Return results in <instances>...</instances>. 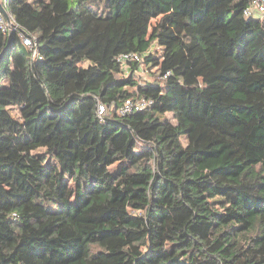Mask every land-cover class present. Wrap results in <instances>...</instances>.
<instances>
[{"label":"trees","instance_id":"trees-1","mask_svg":"<svg viewBox=\"0 0 264 264\" xmlns=\"http://www.w3.org/2000/svg\"><path fill=\"white\" fill-rule=\"evenodd\" d=\"M252 1H4L0 264H264Z\"/></svg>","mask_w":264,"mask_h":264},{"label":"built area","instance_id":"built-area-1","mask_svg":"<svg viewBox=\"0 0 264 264\" xmlns=\"http://www.w3.org/2000/svg\"><path fill=\"white\" fill-rule=\"evenodd\" d=\"M5 0H0V3L3 4ZM264 6L263 0H253L252 3L245 8L244 16L246 18H250L253 16L261 15L263 13ZM0 28L3 32H11L16 30V27H13L12 21L11 25L8 26L5 17L3 16L0 10ZM18 35L20 36L22 43L27 46L29 49L32 50V57L37 58L38 53L37 50L28 36L24 35L21 31H18ZM34 46V47H33ZM117 61L122 63L129 61V60H136L140 61L139 56L136 54H120L116 57ZM150 104V101L145 98H136V99H126L123 104L119 107L118 113L120 115L130 114L132 112H137L143 110L146 106ZM112 107V106H111ZM110 108L105 107L103 104H97V116L104 117L109 114Z\"/></svg>","mask_w":264,"mask_h":264},{"label":"rangeland","instance_id":"rangeland-1","mask_svg":"<svg viewBox=\"0 0 264 264\" xmlns=\"http://www.w3.org/2000/svg\"><path fill=\"white\" fill-rule=\"evenodd\" d=\"M158 20V17L155 19L151 20V26H153ZM151 50L154 52H158V49L155 45V43L152 44ZM149 75H152L151 73H149ZM139 76L140 78L138 79L140 83H142L144 80H150V77L148 76L147 71H144V67L141 65L139 67ZM117 166H113L112 170L114 171L116 169Z\"/></svg>","mask_w":264,"mask_h":264},{"label":"water","instance_id":"water-1","mask_svg":"<svg viewBox=\"0 0 264 264\" xmlns=\"http://www.w3.org/2000/svg\"><path fill=\"white\" fill-rule=\"evenodd\" d=\"M0 10H1L3 16L5 17L8 26H10L11 25V20H10L8 14L6 13V11L4 9V6L1 3H0Z\"/></svg>","mask_w":264,"mask_h":264},{"label":"crops","instance_id":"crops-1","mask_svg":"<svg viewBox=\"0 0 264 264\" xmlns=\"http://www.w3.org/2000/svg\"><path fill=\"white\" fill-rule=\"evenodd\" d=\"M3 5V4H2Z\"/></svg>","mask_w":264,"mask_h":264}]
</instances>
